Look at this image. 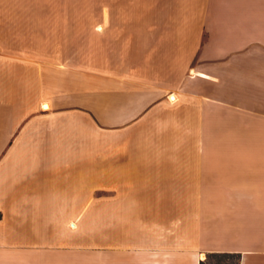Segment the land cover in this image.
I'll return each mask as SVG.
<instances>
[{"label":"crops","instance_id":"crops-1","mask_svg":"<svg viewBox=\"0 0 264 264\" xmlns=\"http://www.w3.org/2000/svg\"><path fill=\"white\" fill-rule=\"evenodd\" d=\"M253 219L264 0H0V264H201Z\"/></svg>","mask_w":264,"mask_h":264},{"label":"rangeland","instance_id":"rangeland-1","mask_svg":"<svg viewBox=\"0 0 264 264\" xmlns=\"http://www.w3.org/2000/svg\"><path fill=\"white\" fill-rule=\"evenodd\" d=\"M259 221L253 219L250 224L245 225L249 235L241 242L237 243L234 238H231L228 241H225L223 238V240L211 242L218 247H224L226 245L234 247L239 245L244 250H247L243 253L245 256L244 258L241 251H217L209 253L208 255L213 253H228L235 256L216 255L205 259V264H236V262H238V264H264V221L258 224L257 222ZM205 243H208V241L206 240Z\"/></svg>","mask_w":264,"mask_h":264},{"label":"trees","instance_id":"trees-1","mask_svg":"<svg viewBox=\"0 0 264 264\" xmlns=\"http://www.w3.org/2000/svg\"><path fill=\"white\" fill-rule=\"evenodd\" d=\"M216 255L235 256V255H233V254H228V253H213V254L208 255L207 258H209V257H213V256H216ZM201 264H205V262L202 261ZM236 264H238V262H236Z\"/></svg>","mask_w":264,"mask_h":264}]
</instances>
